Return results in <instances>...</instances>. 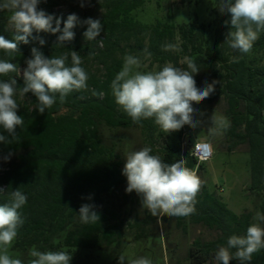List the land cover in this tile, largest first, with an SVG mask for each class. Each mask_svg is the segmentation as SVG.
I'll return each instance as SVG.
<instances>
[{"label":"trees","instance_id":"trees-1","mask_svg":"<svg viewBox=\"0 0 264 264\" xmlns=\"http://www.w3.org/2000/svg\"><path fill=\"white\" fill-rule=\"evenodd\" d=\"M146 1L93 0L98 10L95 19H100L103 24L98 36L102 40L101 46L85 40L83 33L87 25L78 23L73 29L74 40L66 42L63 47H56L60 33L34 31L32 35L43 38L45 45L41 46L29 37L30 43H21L20 53L14 58L0 51V59H8L21 69V75L0 76V80L15 78L18 87L24 86L22 72L27 66L25 61L31 57L32 47L39 48L49 58L69 54V63L71 51L77 52L89 76L87 89L70 93L63 104L57 98V102L43 114L36 108L38 101L31 92L24 97L17 94V115L24 119V124L16 130L17 141L10 145L0 144V154L10 150L14 153L9 163L0 169V186L7 190L0 195V204L9 202V193L17 188L27 196V203L20 210L25 223L10 248L25 262L29 259V249L35 245L41 251L66 250L72 253L70 264H109L94 261L82 253L110 245L118 247L121 243L124 222L119 212L107 202L117 196L121 188L126 189L127 179L122 174L123 159L107 141L101 126L140 127L145 132V146L153 141L159 128L153 119L142 120V126L134 124L115 103L110 85L122 68L125 54L140 59L148 57L152 63L171 62L174 66L180 65L183 57V68L187 67L186 58H192L200 69L194 75L197 87H203L205 81H219L215 93L207 101L225 100L223 114L230 121V127L224 130L227 148L233 150L240 144L247 145L249 189L260 197L259 208L264 213V33L260 34L250 53L241 55L224 43L230 31V26L224 22L230 17L219 12V0H213V23L193 20L180 24L171 19L152 24L139 22L132 11ZM180 1L185 3L187 0ZM188 1L198 3L200 0ZM57 4L59 0H42L39 8L60 18L63 28V21L74 13L55 12ZM8 16L7 11L0 12V35L13 40L16 32L8 28ZM76 16L79 21L87 19ZM176 39L177 49L173 50ZM234 57L239 59L234 60ZM92 61L101 67V73L88 66ZM161 134L162 147L160 151L151 147L152 154L160 155L168 164L184 157L187 166L197 172L203 167L202 163L197 165V159L189 149L190 143L184 148L185 127L171 133L162 131ZM124 197L127 198L126 192ZM196 199V212L188 216L189 221L217 230L218 234L211 240L194 239L187 255L190 264H206L214 261L215 251L218 246L226 245L228 237L245 235L253 218L249 210L241 213L232 210L205 184ZM84 203L96 205L99 222L81 223L78 214ZM185 218L177 217V225L186 228ZM145 222L149 223L148 220ZM145 234L148 233L142 236ZM230 264L239 262L233 259ZM251 264H264V250L253 255Z\"/></svg>","mask_w":264,"mask_h":264},{"label":"clouds","instance_id":"clouds-1","mask_svg":"<svg viewBox=\"0 0 264 264\" xmlns=\"http://www.w3.org/2000/svg\"><path fill=\"white\" fill-rule=\"evenodd\" d=\"M42 0H0V12L9 13V25L15 30L13 40L0 35V51L14 58L20 53L19 45L35 40L39 45L46 41L33 36L45 32L57 36L56 47H63L75 38L73 29L78 23L87 25L83 36L87 41H96L103 30L100 19L91 17L79 21L75 14L68 15L63 21L39 8ZM46 2V0H44ZM85 6V0H79ZM218 10L228 15L225 25L230 26L224 43L241 55L250 53L260 34L264 33V0H219ZM55 21V26H53ZM102 45V40L97 41ZM223 44L221 45V47ZM147 55H151L145 50ZM59 56H45L37 47L31 48L26 68L23 69L24 86L18 87L17 80H0V144L10 145L18 140L17 128L22 127L24 119L17 115L19 105L16 97H24L31 92L37 98V109L43 114L59 98L63 104L73 92L87 89L88 73L82 67L80 55L71 51ZM239 57H234L238 60ZM186 68L172 64L164 65L158 71L141 72V60L133 54H125L121 70L111 81V91L115 103L131 118L134 124L142 126L141 121L153 119L164 133L180 131L185 125L196 128L200 121L194 120L193 104H199L216 91L219 83L205 81L203 87H197L194 75L200 69L192 58H186ZM21 75L20 67L8 59H0V76ZM210 135L230 127V121L224 117H211ZM4 133H7L5 135ZM201 146H197L199 149ZM208 152L211 146H202ZM149 146L127 153L122 174L127 179L126 193L135 192L140 197L141 205L153 217H188L196 212L197 195L203 181L197 170L187 166V159L179 158L174 163H165L161 156L152 154ZM14 155L10 150L0 154V160L7 162ZM205 159V156H201ZM7 190L0 186V195ZM91 199V196L88 197ZM27 203V196L17 188L9 193V202L0 204V264H70L72 253L66 250L41 251L33 245L28 251L29 259L25 262L10 254L9 249L16 240L19 229L25 223L21 209ZM96 205L84 203L79 208V219L83 224H95L100 216L95 211ZM235 250L234 252L232 250ZM264 250V213L256 211L253 222L247 227L245 235H231L226 245L218 246L214 254L215 264H230L233 259L239 264H251L255 253ZM119 264H153L148 257L131 258L126 261L120 255Z\"/></svg>","mask_w":264,"mask_h":264},{"label":"rangeland","instance_id":"rangeland-1","mask_svg":"<svg viewBox=\"0 0 264 264\" xmlns=\"http://www.w3.org/2000/svg\"><path fill=\"white\" fill-rule=\"evenodd\" d=\"M215 8L213 0H200L198 3L180 0H147L145 4L132 11V15L141 23L152 24L156 21L165 22L171 19L174 23H186L199 20L206 23H213ZM55 12H73L78 16L91 17L95 19L98 10L93 5V0H85V6L81 7L79 0H59L55 6ZM170 17V18H169ZM8 28L14 30L8 22ZM93 41L94 45L99 41ZM178 40L173 44V50L177 49ZM101 46V44H98ZM141 72L158 71L166 64L152 63L148 57H143ZM185 58H181L182 67ZM173 65V64H172ZM92 70L101 73V67L96 61L88 64ZM226 102L223 98L209 103L207 99L199 104H193L194 120L200 121L196 128L185 125L184 148L190 143L189 149L197 140H208L211 142L213 156L202 163L203 167L197 172L206 187L220 196L228 206L237 213L245 210L252 212V218L256 211H260V197L250 191V167L249 152L246 144H240L233 150H228L224 130L216 135H210L209 128L212 127L211 117L224 116L223 110ZM225 117V116H224ZM102 133L108 142L114 145L121 155L123 162H126V155L129 152L137 151L145 146V132L140 127H117L111 128L106 125L101 126ZM160 128L155 133L154 139L148 143L149 147L160 151L163 144V135ZM10 161V160H9ZM9 161L0 160V169L5 167ZM125 189L121 188L117 196H112L107 205L119 212L120 218L124 222L121 231V243L118 247L110 245L101 250L83 251L94 261H104L109 264H119V256L128 257H148L153 264H190L188 260V249L192 241L196 238L203 240L214 239L218 232L209 229L202 224H195L185 218L186 228L177 225V217H152L141 205L140 197L135 192L127 193L124 197ZM261 212V211H260ZM148 220L149 223L145 222ZM138 233V234H137ZM145 236H142V234ZM140 235V236H139ZM139 236V237H138ZM10 251V254L17 256V253ZM206 264H215V261Z\"/></svg>","mask_w":264,"mask_h":264},{"label":"built area","instance_id":"built-area-1","mask_svg":"<svg viewBox=\"0 0 264 264\" xmlns=\"http://www.w3.org/2000/svg\"><path fill=\"white\" fill-rule=\"evenodd\" d=\"M185 143V142H184ZM205 144H208L211 146V151L208 152L206 149H204L202 146L205 145ZM197 146H201L199 147V149L197 148ZM192 154L196 157L197 159V165H199L200 163H203L207 160H209L212 156H213V149H212V145H211V142L208 141V140H197L193 143L192 145ZM206 155V158L205 159H201L200 157L201 156H205Z\"/></svg>","mask_w":264,"mask_h":264}]
</instances>
